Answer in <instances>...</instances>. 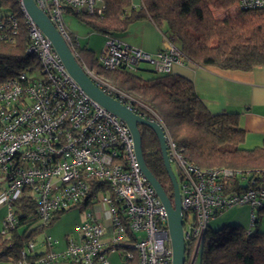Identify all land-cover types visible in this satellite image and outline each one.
<instances>
[{
    "label": "built area",
    "instance_id": "1",
    "mask_svg": "<svg viewBox=\"0 0 264 264\" xmlns=\"http://www.w3.org/2000/svg\"><path fill=\"white\" fill-rule=\"evenodd\" d=\"M34 2L75 58L78 39L66 30L63 15L74 10L99 16L104 9L103 0ZM235 7L258 9L264 0H236ZM0 11V44L16 45L23 31V53L29 61L19 73L0 81V195L6 205L0 234L18 227L12 204L23 190L35 200L43 228L56 213L74 206L88 209L61 250L54 249L50 236L33 238L13 264H108L107 254L112 252L124 260L135 258L136 264H172L167 213L141 171L125 122L83 92L50 40L22 9L21 17L1 7ZM96 61L101 69L129 73L146 63L162 75L188 59L166 36L164 47L149 53L106 34ZM80 65L104 93L160 126L180 196L184 264H194L201 256L210 221L232 206L249 209L245 229H253L264 211V170L199 167L183 156L148 108L152 116L131 104L101 74ZM34 70H39V77ZM36 247L42 251L36 253Z\"/></svg>",
    "mask_w": 264,
    "mask_h": 264
},
{
    "label": "trees",
    "instance_id": "2",
    "mask_svg": "<svg viewBox=\"0 0 264 264\" xmlns=\"http://www.w3.org/2000/svg\"><path fill=\"white\" fill-rule=\"evenodd\" d=\"M103 1L99 16L74 10L68 13L103 35L124 32L131 23L147 18L194 64L244 71L264 64V7L238 10L233 7L236 0H140V7L133 6V0ZM0 7L22 16L19 0H0ZM218 10L229 11L221 17L214 12ZM23 49V31L16 45L0 44V81L16 75L29 63ZM74 52L79 64L101 74L126 94L131 104L147 116H152L151 111L187 160L204 168L264 170V141L253 148L242 147L245 133L238 126V114L210 113L186 77L170 72L144 78L139 72L104 70L90 49L77 44ZM138 130L145 166L172 201V186L158 139L145 126L139 125ZM12 205L18 227L7 235L0 234V262L10 264L18 259L25 243L44 230L28 190H23ZM258 222L257 218L250 232L239 225L208 230L200 264H264V232L257 230ZM123 264H136V259L124 260Z\"/></svg>",
    "mask_w": 264,
    "mask_h": 264
},
{
    "label": "crops",
    "instance_id": "3",
    "mask_svg": "<svg viewBox=\"0 0 264 264\" xmlns=\"http://www.w3.org/2000/svg\"><path fill=\"white\" fill-rule=\"evenodd\" d=\"M132 4L135 7H140L141 2L140 0H133ZM228 11L218 10L214 12L222 17L223 13L225 14ZM111 35L126 44L149 53L156 52L164 47V34L147 18L131 23L124 32ZM143 71L149 72L151 70L142 67L138 72ZM171 73L179 74L192 82L197 96L210 113L227 112L238 114V126L245 133L242 147L249 149L260 146L263 143L264 64L256 65L244 71L220 69L185 61L181 64H173ZM147 78H150V76ZM5 213L6 205L0 195V228ZM46 228H44V232ZM65 237L61 246L58 248L54 246L55 250H61L64 247ZM42 238L35 237L34 239L41 241ZM41 251V248L36 247V253ZM0 264L10 263L3 261ZM57 264L66 263L59 262Z\"/></svg>",
    "mask_w": 264,
    "mask_h": 264
},
{
    "label": "water",
    "instance_id": "4",
    "mask_svg": "<svg viewBox=\"0 0 264 264\" xmlns=\"http://www.w3.org/2000/svg\"><path fill=\"white\" fill-rule=\"evenodd\" d=\"M20 7L32 19L39 30L50 40L66 71L79 85L83 92L106 110L120 118L127 125L133 139L134 149L141 171L153 187L167 213L168 230L172 247V264H184V241L181 229L180 196L176 178L170 168L166 156L165 141L160 126L152 120L135 114L126 105L104 93L86 74L62 39L61 35L52 25L45 13L35 4L34 0H20ZM139 125L151 129L158 139L163 165L172 186V201L169 200L159 182L145 166L141 150V136L138 130Z\"/></svg>",
    "mask_w": 264,
    "mask_h": 264
},
{
    "label": "rangeland",
    "instance_id": "5",
    "mask_svg": "<svg viewBox=\"0 0 264 264\" xmlns=\"http://www.w3.org/2000/svg\"><path fill=\"white\" fill-rule=\"evenodd\" d=\"M3 8L5 7L3 6ZM232 9L233 8L231 7L229 10L231 11ZM63 22L66 30L77 37L79 48L85 47L90 49L94 52L95 56L99 54L105 42V36L103 34L93 31L88 25L79 21L76 17H74V15L68 12L63 15ZM140 67H145L151 70L149 72H139L144 78L149 76L152 77L155 74L152 72L151 66L149 64L142 63ZM38 71L39 70H34L35 77H39ZM87 210V208L82 206H74L60 212L61 214H59L53 223L45 229V232L42 230L36 235V238H41L44 235L50 236L55 241V248H58L62 245L65 234L68 236L75 234V224L85 219V213ZM99 214L100 213L97 215ZM258 219L259 222L257 225V230L264 232V211L259 213ZM249 222V209L246 206L235 205L215 216V218L210 221L209 228L211 230H217L223 226L229 225H239L241 227L247 228ZM107 259L109 264H123L124 261V258L121 257L117 252L107 254ZM194 264H200V256L197 258Z\"/></svg>",
    "mask_w": 264,
    "mask_h": 264
}]
</instances>
